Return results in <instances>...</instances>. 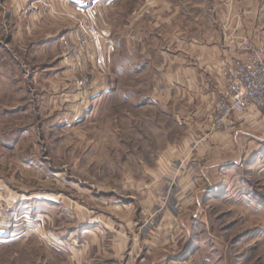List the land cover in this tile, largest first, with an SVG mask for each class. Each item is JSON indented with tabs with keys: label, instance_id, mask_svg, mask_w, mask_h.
<instances>
[{
	"label": "rangeland",
	"instance_id": "rangeland-1",
	"mask_svg": "<svg viewBox=\"0 0 264 264\" xmlns=\"http://www.w3.org/2000/svg\"><path fill=\"white\" fill-rule=\"evenodd\" d=\"M156 1L70 6L60 41L0 46V264L133 263L172 215L188 264H264V141L208 157L222 92L188 95L172 45L202 10L171 0L189 16L166 27ZM219 1L264 51V0Z\"/></svg>",
	"mask_w": 264,
	"mask_h": 264
},
{
	"label": "crops",
	"instance_id": "crops-1",
	"mask_svg": "<svg viewBox=\"0 0 264 264\" xmlns=\"http://www.w3.org/2000/svg\"><path fill=\"white\" fill-rule=\"evenodd\" d=\"M186 1L183 2V6L188 5L190 9L199 7L202 14H192L194 17L186 19L182 17L180 20L182 25L181 37L175 43H172L173 46L181 48L180 54L175 55L173 59V63L180 61V68L175 74L181 73L180 78L184 81L182 85L187 87L188 95V89L193 81L197 84L192 86L194 87L192 90L198 89L204 93L207 92L206 94L211 93L212 96L219 95L225 87V69L243 59V55L236 48L237 39H234V37H241L240 34L242 33H238L240 27L242 26V29L248 30L250 22L244 18L240 19L238 23L233 20L230 26L224 28L222 22L227 24L225 20L227 14L230 13L221 1L195 0L196 3L193 7H191L192 0ZM242 1L246 2V0ZM78 2H82L83 5L78 4ZM93 2L94 0H0V46L7 47L16 44L44 46L53 44L61 37L56 38L55 35L49 34V32L61 30L62 24L67 23L70 25V23L62 21L61 12L68 9L66 13L72 14L70 6L73 7L72 11L75 12L76 6L90 7L94 4ZM244 2L239 3L236 0L237 6L234 7V10L239 13L243 11L245 18H249L254 12L245 9ZM229 6L232 5L228 3ZM225 10L227 11L225 12ZM234 10L232 8L233 12H235ZM147 11L149 15H158L159 17H156V20L161 21L166 27L172 25L173 22H177L178 17L182 14L188 15V13L183 12L179 15L178 8L173 6L171 0H158L151 3ZM202 15L212 17V19L208 18V22L214 27L211 31L213 34L210 36L204 37L203 33H200L202 28L199 26L204 22L201 18ZM138 16L141 22V11H139ZM235 28L237 33L234 32ZM201 96L204 98L205 95ZM206 127H204V130L208 131ZM210 135L207 134L208 139L205 138L206 143L209 144L207 146L208 157L214 156L225 149L229 151L239 149V142L245 139H247L245 141H251V143L264 141V112L235 115L228 121L224 132ZM159 222L160 225L164 224L162 228L164 230H160V234L151 231L144 242L146 245L144 253L135 254V260L130 263L188 264V255L191 250L188 247H181L183 240L186 238V232L181 226L182 216L163 217Z\"/></svg>",
	"mask_w": 264,
	"mask_h": 264
},
{
	"label": "built area",
	"instance_id": "built-area-1",
	"mask_svg": "<svg viewBox=\"0 0 264 264\" xmlns=\"http://www.w3.org/2000/svg\"><path fill=\"white\" fill-rule=\"evenodd\" d=\"M234 39L243 59L224 71L225 87L211 115V130L215 133L224 131L235 115L264 112V51L247 36Z\"/></svg>",
	"mask_w": 264,
	"mask_h": 264
}]
</instances>
